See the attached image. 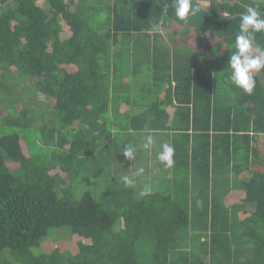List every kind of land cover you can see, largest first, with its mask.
Returning a JSON list of instances; mask_svg holds the SVG:
<instances>
[{
  "label": "trees",
  "instance_id": "16d2710c",
  "mask_svg": "<svg viewBox=\"0 0 264 264\" xmlns=\"http://www.w3.org/2000/svg\"><path fill=\"white\" fill-rule=\"evenodd\" d=\"M214 1L225 17L192 0L200 11L180 21L173 0H0V264H264V70L248 95L228 64L241 16H264V0ZM10 69L49 101L39 131L37 113L4 105ZM114 124L160 151V131L179 132L170 176L142 160L143 144L99 151ZM127 147L141 153L130 169ZM105 168L107 190L79 184L76 198ZM63 229L76 241L46 249Z\"/></svg>",
  "mask_w": 264,
  "mask_h": 264
},
{
  "label": "clouds",
  "instance_id": "9594fccd",
  "mask_svg": "<svg viewBox=\"0 0 264 264\" xmlns=\"http://www.w3.org/2000/svg\"><path fill=\"white\" fill-rule=\"evenodd\" d=\"M175 15L180 21H186L191 15L200 11L199 7L193 6L192 0H173ZM264 31V16L252 6H248L246 13L241 16L239 34L236 36V51L228 60L232 71L230 82L242 89L245 94L251 95L256 88L254 73L264 70V47L255 44L254 33ZM155 144L152 136L146 137L142 145L145 150H150ZM175 149L172 145L164 143L158 154V159L164 163L166 168L174 166ZM124 156L133 160L134 149L127 147ZM144 169L137 170L136 175H141ZM112 180V179H111ZM125 186H131L132 180L123 177Z\"/></svg>",
  "mask_w": 264,
  "mask_h": 264
},
{
  "label": "rangeland",
  "instance_id": "374dc122",
  "mask_svg": "<svg viewBox=\"0 0 264 264\" xmlns=\"http://www.w3.org/2000/svg\"><path fill=\"white\" fill-rule=\"evenodd\" d=\"M41 2V1H39ZM2 82L5 83L6 85H8L11 89L13 88L11 94H12V97H11V100L12 101V105L9 104L10 102H7L5 103L4 105L7 107V106H11L15 112H19L22 108H26L28 111H31L34 113H37V115L34 116V119H33V123H34V128L33 130L34 131H39L40 128L42 126H44L46 123L48 124V117L49 115H46L45 113L48 112V108L46 107V104L49 103V101L47 100V98L42 95L41 93H38L36 92V89H35V80L34 79H30V78H27V77H21L17 74V71L15 69H10L9 70V73H6L4 75V78L2 79ZM7 91H0V96L1 97H7ZM4 116V112L2 110H0V120L3 118ZM145 161H147L145 159ZM13 167V166H12ZM119 165L115 162L113 163V165L110 167V170H111V173L112 174H115L118 175V174H121V172L119 171ZM95 169V168H94ZM122 169L124 172H127L126 169L124 168V166H122ZM93 170V169H91ZM186 169L185 170H182V174H186L185 176H187L189 179H192V176L190 173H186ZM129 175V174H128ZM108 176H106L107 178ZM182 178L185 180L184 176H182ZM111 179H98V180H87V183H83L80 181H78L74 187V191L73 193L75 194V197L76 198H79L82 194L86 193L87 190H82L80 189L79 187H77L79 184H82L84 185V188L85 187H88L89 185L92 187L93 184L95 185H98L100 184V187H95L94 189H92L93 193H96L97 197L100 196L102 193H104L108 186L106 184H103L101 185V183H104V182H108L110 181ZM186 180L188 181V179L186 178ZM180 183H182V180H181V177H180ZM191 182V180H190ZM189 189H190V195H194V193L192 192V185H189ZM226 202L229 203V204H232V203H235V201H237L236 199L232 198L231 196L230 197H226ZM249 211H252L251 208H249ZM67 228V227H66ZM57 231V230H56ZM58 240L56 239H53V238H49L46 237V239L43 240V244L45 246V248H49V249H54V244L51 243L52 242H55L57 241L55 244L58 245L59 247H61L63 244H65L66 242H75L76 240L71 236L70 234V230H67V229H63V230H60L59 231V234H58ZM33 252L35 253H38L39 250L38 249H34ZM141 254H144V252ZM139 254V257L137 255V260L138 262H143L142 259L140 258V255Z\"/></svg>",
  "mask_w": 264,
  "mask_h": 264
},
{
  "label": "crops",
  "instance_id": "0c3cea01",
  "mask_svg": "<svg viewBox=\"0 0 264 264\" xmlns=\"http://www.w3.org/2000/svg\"><path fill=\"white\" fill-rule=\"evenodd\" d=\"M175 101L173 100V103ZM168 112H169V115H170V119L173 115V112H174V108L172 107H168L167 108ZM134 115L136 114H139L140 112L138 111L137 107L132 111ZM109 119L112 123L114 122H118L120 120L119 116L117 113L115 112H111L109 113ZM109 130H111V135L109 137V139H106V135L104 136V138L100 137V140L97 141L99 143V146H98V150L100 151L101 148L103 147V145H105V147H110V151H115L117 147L118 149L120 148V146L122 144H124L126 141H132L131 144L134 145L133 142H135L137 145L136 147L139 148L140 145L144 144V141H146V137H148L146 135V132L145 131H137V132H131L130 134L128 133H122L120 134V131L116 128V125L114 124L112 126V128H110ZM151 135L153 132H150ZM171 139V143L168 142L169 140ZM159 142H167L168 144L170 145H173V147H178L180 148L181 145H182V136L179 132H173V131H165V132H161L160 131V139H158ZM176 152H178L177 148L175 149ZM160 150L159 148H156V149H150V150H146L145 153H143V158L142 160L145 161V159L147 160V162L149 163V166L151 167V170L152 171H155L153 173L157 174L158 178L160 180H166L167 178V175H169L168 171H170L171 168H166L164 166V163L161 162L159 159H158V154H159ZM104 154H105V151L103 153V155L101 156V158L104 160ZM135 158L141 156V153H135ZM114 159V157H111ZM132 160H129V162H126L128 163L127 164V167L130 169L132 165H130V162ZM153 161H156V165L155 163L153 164ZM158 164L161 165V169H158ZM130 165V166H128ZM125 168V167H124ZM126 169V168H125ZM107 172V169L105 168V171L103 170V172L98 176L96 177L95 179L93 180H98V179H108V177L106 178V173ZM106 173V174H105ZM170 176V175H169ZM183 176V175H182ZM111 178V177H110ZM105 184V183H103ZM107 185V184H106ZM108 186V185H107ZM183 188V187H182Z\"/></svg>",
  "mask_w": 264,
  "mask_h": 264
},
{
  "label": "water",
  "instance_id": "95a60500",
  "mask_svg": "<svg viewBox=\"0 0 264 264\" xmlns=\"http://www.w3.org/2000/svg\"><path fill=\"white\" fill-rule=\"evenodd\" d=\"M212 2H214L215 5H217L218 14L220 15V17H225V16H223V14H221V9H220V6L218 5V3L216 1H214V0H212ZM172 5H174V4L172 3ZM163 9L167 10L168 7L165 6V7H163Z\"/></svg>",
  "mask_w": 264,
  "mask_h": 264
}]
</instances>
